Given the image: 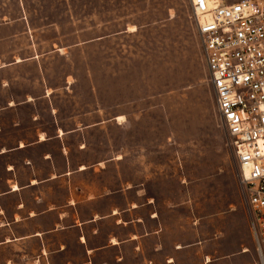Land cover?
<instances>
[{"label":"rangeland","instance_id":"1","mask_svg":"<svg viewBox=\"0 0 264 264\" xmlns=\"http://www.w3.org/2000/svg\"><path fill=\"white\" fill-rule=\"evenodd\" d=\"M9 175L73 264H260L190 0H0Z\"/></svg>","mask_w":264,"mask_h":264},{"label":"built area","instance_id":"2","mask_svg":"<svg viewBox=\"0 0 264 264\" xmlns=\"http://www.w3.org/2000/svg\"><path fill=\"white\" fill-rule=\"evenodd\" d=\"M217 113L229 134L264 264V0H190Z\"/></svg>","mask_w":264,"mask_h":264},{"label":"crops","instance_id":"3","mask_svg":"<svg viewBox=\"0 0 264 264\" xmlns=\"http://www.w3.org/2000/svg\"><path fill=\"white\" fill-rule=\"evenodd\" d=\"M22 148H25V146ZM1 154H5V152ZM3 181V186L0 187V200L14 195L20 197L19 201L13 204L9 210L0 205V248L19 246V251L16 254L20 256V259L11 258L4 264H38L39 262L43 264H73L71 260H68L65 244H58L57 241H54L55 238L63 235L61 232L68 230L67 228L53 227L49 230H39L31 227L50 213L49 210L39 211L32 208L27 200L23 198L29 189L39 185V181L30 179L28 183L24 184L14 180L11 175ZM13 182L16 184L12 189L11 183ZM80 239L82 244L87 245L86 236H82ZM33 242L37 244L35 250L26 249V246ZM119 245L118 241L111 243V247ZM108 248H110V245L86 248L85 254L98 253ZM34 251H36V255L32 256L30 253ZM244 253L246 252L244 251Z\"/></svg>","mask_w":264,"mask_h":264}]
</instances>
